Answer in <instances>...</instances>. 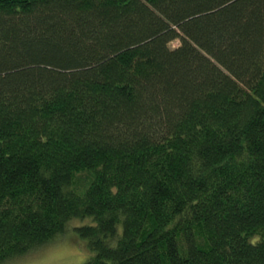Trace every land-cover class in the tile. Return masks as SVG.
Returning a JSON list of instances; mask_svg holds the SVG:
<instances>
[{
	"label": "trees",
	"instance_id": "16d2710c",
	"mask_svg": "<svg viewBox=\"0 0 264 264\" xmlns=\"http://www.w3.org/2000/svg\"><path fill=\"white\" fill-rule=\"evenodd\" d=\"M73 219L91 264H264V0H0V264Z\"/></svg>",
	"mask_w": 264,
	"mask_h": 264
},
{
	"label": "clouds",
	"instance_id": "9594fccd",
	"mask_svg": "<svg viewBox=\"0 0 264 264\" xmlns=\"http://www.w3.org/2000/svg\"><path fill=\"white\" fill-rule=\"evenodd\" d=\"M83 224H75L74 227H82ZM122 234V233H121ZM79 240V245L65 244L49 250L38 260L30 261L29 264H91L95 258V250L88 246L87 241ZM117 247V243L109 245ZM8 264V262H7Z\"/></svg>",
	"mask_w": 264,
	"mask_h": 264
},
{
	"label": "rangeland",
	"instance_id": "374dc122",
	"mask_svg": "<svg viewBox=\"0 0 264 264\" xmlns=\"http://www.w3.org/2000/svg\"><path fill=\"white\" fill-rule=\"evenodd\" d=\"M179 45L178 41H174L170 47H177ZM90 221H80L78 219L71 220L66 225V230L64 233H61V235H57L54 237L50 243H47L43 246H41L39 249L29 252V254L18 257L17 259H11L7 260L8 264H29L30 261H35L43 257L49 250L52 248H55L57 246L65 245V244H71V245H79V240L76 238L75 233V224H88ZM79 238V237H78ZM80 239V238H79ZM81 240V239H80ZM7 262L3 264H7Z\"/></svg>",
	"mask_w": 264,
	"mask_h": 264
}]
</instances>
